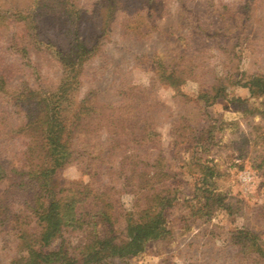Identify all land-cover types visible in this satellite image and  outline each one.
<instances>
[{
    "label": "rangeland",
    "instance_id": "rangeland-1",
    "mask_svg": "<svg viewBox=\"0 0 264 264\" xmlns=\"http://www.w3.org/2000/svg\"><path fill=\"white\" fill-rule=\"evenodd\" d=\"M95 1L0 0L5 71L0 76V199L5 200L0 264H31L33 259L14 222L1 220L2 210L21 209L13 167L17 151L30 139L23 133L30 114L25 97L34 93L38 100L48 99L65 83L70 86L65 103L71 121L89 87H107L93 100L101 106L116 99L122 80L130 87L154 82L149 94L160 103L152 113L176 191L165 213L167 234L147 241L136 254L113 257L111 264H250L248 253L256 246L264 259V175L257 168L264 145V94L256 86L251 89L255 78L264 75V0H161V16L150 12L127 18L118 10L108 34L101 33ZM209 11L218 20L219 45L197 50L192 64L193 44L182 38L186 26ZM80 39L91 53L81 67L86 56L80 54ZM188 66L184 81L153 78L159 69L168 74ZM216 86V97L207 99L202 90L213 95ZM174 120L186 126L182 139L170 130ZM48 127L31 139L47 142ZM200 163L215 171L207 189L198 180ZM87 180L75 164L56 174L62 187ZM131 200V195H121L125 206ZM30 229L39 235L35 223ZM62 240L55 238L50 246L64 247L70 239Z\"/></svg>",
    "mask_w": 264,
    "mask_h": 264
},
{
    "label": "trees",
    "instance_id": "trees-1",
    "mask_svg": "<svg viewBox=\"0 0 264 264\" xmlns=\"http://www.w3.org/2000/svg\"><path fill=\"white\" fill-rule=\"evenodd\" d=\"M160 2L96 0L93 11L102 21L101 33L108 34L107 25L118 10L127 18L150 12L161 16ZM183 12L190 15L186 10ZM204 14L186 26L187 34L182 38L186 45L193 44L191 63L197 59V50L219 45L215 41L218 20L213 21L215 15L211 11L207 17ZM83 43L80 39V54L86 56L90 52L85 51L87 46ZM90 57L82 58L80 67ZM29 60L32 61L31 54ZM3 69L0 63V76L5 72ZM189 70L191 67L165 74L159 69L153 78L181 77L184 81ZM153 83L151 80L148 87H130L122 80L115 90L116 99L101 106L94 105L93 100L106 92L107 87H89L74 109L71 121L65 103L70 86L65 83L48 99L38 100L34 93L25 97L30 114L25 115L27 127L23 133L30 139L17 151L18 164L13 167L19 177L16 190L21 209L13 213L2 210L1 220L13 221L18 227L19 238L33 255L31 264H111L113 257L136 254L147 241L167 234L165 213L172 205L176 182L165 164L152 113L160 103L149 94ZM251 86L252 92L256 86L264 94V75L255 78ZM219 88L212 89L213 95L208 89L202 92L208 95L207 99H214ZM79 113L80 130H76ZM48 124L47 142L31 139ZM185 127L174 120L170 130L182 139L186 135ZM258 157L257 168L264 175V145ZM68 164L79 166L88 180L59 186L57 171ZM199 172L198 180L207 189L210 185L207 181L215 175L213 166L200 163ZM122 194L131 195L129 206L121 201ZM3 201L0 199V209L5 207ZM32 222L40 229L39 235L37 229H30ZM61 237L70 239L69 243L52 248V241ZM262 261L263 253L258 246L249 251L250 264Z\"/></svg>",
    "mask_w": 264,
    "mask_h": 264
}]
</instances>
